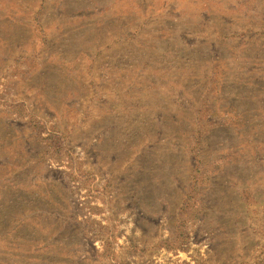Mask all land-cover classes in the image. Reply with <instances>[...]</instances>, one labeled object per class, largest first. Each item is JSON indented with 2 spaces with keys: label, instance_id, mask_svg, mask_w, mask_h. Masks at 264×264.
<instances>
[{
  "label": "rangeland",
  "instance_id": "374dc122",
  "mask_svg": "<svg viewBox=\"0 0 264 264\" xmlns=\"http://www.w3.org/2000/svg\"><path fill=\"white\" fill-rule=\"evenodd\" d=\"M0 264H264V0H0Z\"/></svg>",
  "mask_w": 264,
  "mask_h": 264
}]
</instances>
